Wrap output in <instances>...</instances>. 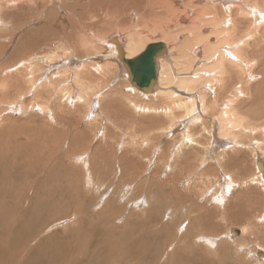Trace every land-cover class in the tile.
I'll return each instance as SVG.
<instances>
[{
	"label": "rangeland",
	"instance_id": "374dc122",
	"mask_svg": "<svg viewBox=\"0 0 264 264\" xmlns=\"http://www.w3.org/2000/svg\"><path fill=\"white\" fill-rule=\"evenodd\" d=\"M200 1H204L203 2L204 5L203 4L201 5L202 7H200V5L196 6L197 4L194 7L193 4H195V0H169V2L168 0H163V2L159 0L157 4V11L154 14L158 21V23L156 21V25H155L156 28H152L150 30L149 28H147V26L141 25L142 26V27L140 26L141 30L138 29L139 31H137V33L141 34L142 38L145 37V39H148V40L144 39V42H147L146 43L147 47L148 45L154 44L153 41L157 40V38L158 39L160 38L159 35L162 31L168 33L165 36H167L169 39H175L176 36H179L180 42H184L185 39L183 36H186L187 34H192L195 31V29L193 31V28L195 27L200 30L202 29L201 32L203 35H205V33H207V28H209V26L216 27L215 24L217 23V22H213L212 20H210L208 23V18H206V15H212V12L214 11L213 8H215V6L221 7L220 4H222L223 1L225 0H216L214 3L209 1V4L208 2H205L206 0H200ZM231 1L233 2L230 4ZM227 2L228 4L227 6H225L227 9L223 8L225 13L222 14V18L226 15L227 10L231 13L232 11H234V9L237 10L238 8H245V11L248 14L251 13V17L248 18L249 20L247 19L248 21L253 22L251 27L249 28L250 23H247L245 25V29L241 30L238 36V38H241L244 37V35L245 36L248 35L249 32L253 33L252 36L249 37L251 47H249L248 51L246 52L249 59V62L247 64L249 67L245 64V68L248 69L247 74L246 72L240 73L238 69L236 68L234 69L232 67L231 69L228 68V71L233 72V74H227L225 78L223 76L221 79L215 77L213 79L215 80V82L212 85L206 86L203 83L196 82L197 84L192 86L191 88L192 90L190 92L192 93L193 97H197L198 100L196 102L197 113L195 116H190L189 118L185 116L186 109L181 111L178 109H173L174 114L173 115L171 114L169 116L161 112L165 108L169 107L170 104H172V102L170 103L168 101H159V99L155 97H147L145 99L143 97L137 96L139 97V99H137L134 94L127 91L126 85L130 83H127V81L124 80L123 76H121L122 75L121 69L115 67V64H108V66L104 65L105 68L102 69L101 66H103V63L101 62H103V60H100L101 58L97 54L95 56L91 55L92 56L91 57L85 55L87 53V50H82L83 48H78L77 51L71 49V46L75 47L76 45L75 43L79 41V39L76 38V34L74 33L66 32L65 35L64 34L57 36L49 35L46 41V44L48 45L44 47V49L47 48L45 49L46 51H43L44 50L43 47L42 48L34 47V49L32 48L30 49L21 46L19 43L23 36L22 34H19L21 37L20 36L17 37L15 35L14 37H11L8 34L6 35L5 38L7 40L0 41V48L2 46L7 47L5 48L2 55H0V84H2L3 82L9 83L10 81H12V83H10L11 88L5 92L4 90L2 91L0 85V91H1L0 92V118H1L0 134H2L0 135V147H1L0 148V153H1L0 183L4 182L3 184L5 186L10 185L9 187L12 188L11 189L12 194H14L16 197H19L22 194L26 196L25 190H27L28 189L27 187L30 185H35L42 191H44L46 187L49 189L52 188L54 190V192L49 191L47 194H45V196L41 195L40 198L39 199L36 198L35 201L38 202L39 204V202L43 199L44 201H41V204H44L47 207L43 211L50 212L53 215H59V213L63 214L69 211L71 212L68 213L69 218H65V220L63 219L64 221L61 220L62 223L58 222L60 224L57 223V226L53 225V229L51 231L49 229L47 231L46 236L58 234L57 235L58 237L60 235H63V238H61L60 240L61 242L63 240L70 239L72 241L70 244L72 243L74 244L75 242L74 245L75 246L77 244L81 245V249L83 248L82 246L88 244L87 241L89 240L88 239L86 240V238L90 236L87 230L89 226L88 223L80 224L79 222H73L75 220V218L73 217L74 204L70 207L71 205L70 200L65 195H62V192H60L58 188V187L68 188L69 187L68 183L76 182L77 184L75 186L78 187L77 188L78 190H81L80 193L78 192V196L80 195L81 196L80 197L75 196V200L77 201L75 202L76 204H78L79 202L82 203V201H85V204H87L88 202L90 203L92 201L93 204L88 203V205H86V207H88V210L92 212V213L89 212V215L96 216L103 209L108 211V213L110 214L111 209H114L113 206L105 207L106 205L104 206V203L101 205L102 203L101 201L108 198L110 192L113 193L115 191H119L121 193V194L119 193L120 195L129 199L130 205L128 207V211H130V213L133 214L134 220L132 224L127 226L126 230L129 231L130 234L132 233L131 235L135 237V240L139 239L140 234L143 231L147 233L150 232L148 234L149 240H151L154 237L152 232L154 233L158 232L160 233L159 234L160 240L162 241V242L160 241L161 244H159L158 246L161 247L163 246L162 243L164 240L163 239L164 237L162 236L163 233L161 232L167 229L166 233L169 236L168 237L165 236V240L168 239L166 240V242H167V246L169 247L171 237L172 238L175 237L176 235L175 233H177V230L181 224H182L181 227L183 229L186 228V223L189 224V221L191 222L190 224L192 225L191 220H193L195 216H193L192 214L190 217L188 212L192 211V209L189 208L193 207L197 210V212L198 210L205 209L206 211L204 212L207 213L206 216L208 215L210 217L209 221L214 223L215 226L217 227L214 232L210 231L212 230L210 229L207 232V235L211 236L212 238H218V239L224 238V240L222 241L223 245H226L227 243V245L231 246V250L227 251L228 254L221 256L224 263L232 264L236 260L239 261L241 264H245V263L259 264V261L256 260L255 252L260 250V248H264V245L262 246L261 243V241L264 238V222L261 221V219L264 216V212L260 213V210L256 212V214L252 212L254 214H252L251 217L249 218L248 216L249 212L246 211L247 205L245 206V204H248V201L246 200L247 196L243 195L244 193L243 191L247 190L246 188L237 189L234 192H232L231 196L229 195L226 204L223 205L224 207L216 202L218 201L216 198L217 197L220 198V196L223 194V188L226 185V180H227L226 176L228 174L232 175L234 180L237 179L239 183H241L244 180L251 179L252 177H255L259 174L258 170L256 169L257 159H264V147L262 146L263 149H260V147H258L261 140L264 139V132L262 131L260 132L261 127L264 126V46H262L264 45V36H263L264 23L263 22H262L263 24L260 23L258 30H256L255 27H253V24L255 22V17L257 16V14H255L256 12L255 9L258 8V6L264 7V0H235V1L226 0V3ZM212 5H214V7ZM197 7L199 8L197 9ZM169 8L173 9V11L170 10ZM250 9L252 12H250ZM190 10H192L193 12L192 15L188 13V11ZM68 15H69L68 13L66 14L60 11L59 9H57L56 12L53 14L54 17L55 16L64 17ZM262 15H264V13ZM125 16L127 17V15L124 14L122 18H125ZM175 17H177V19ZM180 17L182 19H185L186 21H190L192 25L195 23L193 25V28L191 26H184L181 23ZM160 21L163 23H161ZM203 23L204 24L208 23L207 27H205ZM106 32L104 33L103 38L109 37L111 34L113 35L114 33L108 31ZM261 34L263 36V37L261 36L263 40L260 39ZM53 37H55L58 41L55 40V38ZM120 37L122 38L121 41L125 43L126 42L125 37L123 35ZM94 38L96 37H93L92 35L91 37L88 36L89 40H93ZM70 39L71 40L77 39L78 41L76 40L75 42H73L72 45H70L71 44L69 42ZM10 42L12 44H10ZM29 44L30 43H28V45ZM18 46H21L20 48H23V50H20ZM181 46H183V44H181ZM187 49L191 50V46H189V48ZM189 50H187L188 53L186 52V55L178 58L180 64L176 65L175 67L176 72L178 74L184 73L183 75H188V73H190L192 74V76L193 75L196 76L197 74L196 77H198L199 76L198 74L200 73L202 74L208 73L212 65L211 64L206 65L205 62L204 64L200 63V60H196L197 61L196 63L195 61L191 62L192 64H189L187 66L190 72L187 73V68L185 64H183V61H186L187 58L189 57L187 56L189 54ZM76 52H78V55L76 54ZM200 52H201L200 56L204 58L203 50H201ZM45 53L47 54L49 53L50 57L56 54V56L53 58L54 61H52L51 64L41 65L39 63L37 64L35 63L36 64L35 67H30L32 63L30 64L29 61V62H23L24 65H21L23 60H27L33 57L31 54H35L37 57H41V55ZM73 55L75 57H73ZM193 55H196V53H193ZM19 57H22V59L19 60L20 59ZM71 60L72 62H70ZM201 60L203 61V59ZM205 60L208 59L206 58ZM93 63H94V67L92 68L91 66ZM87 65H91L90 68H87ZM96 65L98 67H96ZM252 65H255L253 66L254 68L251 67ZM51 66L52 67L55 66L57 68L54 67L50 71ZM106 67L107 68L111 67V68L110 70H108ZM94 68L95 69L99 68L100 70H102L101 73H98L101 77L98 74H96L97 72L95 71ZM62 70H64L66 73L63 76L62 75L60 76ZM110 71H113L114 73L112 74L113 76H109ZM88 72H92L93 74L91 76L92 81L83 82V80L78 79L76 81L74 79V76H77V74L81 75L84 78L83 74L85 73L88 74ZM50 73L53 74V76L58 74L59 78L53 80V82H55L56 84L54 85V87L50 89L48 88L49 86L48 84L46 87L47 89H42L41 91L42 94H40V96L36 95L39 92L37 91L38 86L42 82L43 85L47 84L48 79L51 80L52 76ZM106 73L108 75H106ZM235 74L236 76H234ZM249 74L251 76H249ZM46 76L48 77L45 79ZM64 76H66V78ZM196 77L193 76V78ZM198 80H205V77L201 76ZM32 82L33 83L36 82L35 85L36 87L34 86L31 88ZM207 82L211 84V81H207ZM67 87L71 91L70 95H72V98H70L71 100L68 101L69 104L68 102L65 101L64 103H67V105L66 104L64 105L63 103L64 100H63V96H61V92ZM96 87H98V90ZM30 88L32 89V91L30 90ZM39 89L40 88H38V90ZM90 89L92 90L90 91ZM240 89L244 91L243 95H240L238 91ZM55 90H57V92ZM87 90H89L87 92V97L86 96L82 97L80 95V92ZM115 91L117 92V94L113 98L109 97L103 100L99 106L97 100L102 94L105 96L107 93L109 94ZM78 94L82 98L86 97L85 98L86 100H84L83 103L82 102L80 103L81 100H78L80 103L79 104L78 101L75 100V97H73V95L77 97ZM109 95L111 96V94ZM186 95L187 94H185L184 96ZM201 95L206 96L205 97L206 107L204 108V110L206 109L207 111L204 112L202 110V105L200 100ZM126 96H128V98H125ZM87 98L89 99L87 100ZM132 100L133 101L138 100L137 102L141 106L146 105L147 107H150L152 109L154 108L153 110H157L156 112L157 115L155 114L154 111H150V113L147 112L142 113L135 111V109H133V106L130 104ZM230 100L231 101L233 100L234 102L233 108H235L236 112L239 113V115L244 119L246 125L248 127L250 126L249 128L258 129L259 131H257L256 133H251L246 129H242L241 132L238 131L232 133L231 136L236 140H231L230 139L231 137L228 134L223 135L220 133V127L218 128L215 127L216 124L214 123V121L218 120V118L221 117L222 110H224L225 105L227 103H231ZM207 102L211 106H208ZM83 104L86 106V108ZM38 106H43L45 112L42 113ZM70 106L73 107L74 109L70 108ZM88 106H90L91 109ZM101 111H103V113ZM77 114L78 115L80 114L81 116H78ZM245 130L246 133H244ZM187 134H190L191 137L195 140L194 144L190 145L189 143L185 142L184 135ZM227 135L228 137H226ZM27 137H29V139ZM55 137L57 138V140ZM29 140H31L30 141L31 143H29ZM239 142H242V144L244 145L243 148L241 146L239 147L237 145L236 146L233 145ZM73 145H76L78 147L75 146L72 150ZM230 145L233 146L232 149H230L231 148ZM68 150H70V153ZM18 151H20V153ZM40 151H42L43 153ZM18 155L19 156L22 155V158L19 157ZM93 155L95 156L94 158H92ZM76 156L79 157L85 156L86 160L87 161L89 160L88 163L92 165L91 168L86 170L83 163L76 162L74 160V158H77ZM56 158L57 159L60 158V159L57 160ZM22 161L23 163H25V165L22 163ZM26 162L28 163V166ZM15 165L19 166V171L23 176L25 175L24 177L19 173L18 167H15ZM46 165H50V166H46ZM20 166H22V169ZM23 167H25V169ZM33 168H35V170ZM67 169L70 170L68 171ZM12 170H15V173H12L10 175L12 178L7 177L9 176L8 173ZM29 170L34 172L32 175L29 174L31 176L28 175ZM88 171L92 173V175L95 178L93 181L94 186L87 185L90 184L89 180H87V175L90 174ZM67 172H69V174ZM66 174L68 175L64 176ZM118 174L120 176H118ZM5 176L7 177V179ZM74 176H76V178ZM11 182L15 184L12 185ZM22 185H25V187ZM14 187H16L17 190H15ZM21 188H24V190ZM250 188L254 191L258 189L259 192L255 191V193H253L252 195H254L255 197L260 196V190H261L260 185L257 184L251 186ZM18 189L19 190L21 189L20 193L18 192L19 191ZM22 191L23 193H21ZM68 192L70 195L71 190H69ZM29 194H31V192ZM119 194L117 195L119 196ZM23 195L21 196L22 201L25 198V197L23 198ZM103 196L104 198H102ZM143 198L145 199L146 203L147 201L149 202L150 208L146 209L144 207H139L140 208L139 210V208L137 209V207L135 206L137 204L138 205L143 204L144 203V200H142ZM229 200L234 201V202L232 201V204L238 206L240 205L238 208H235L236 212L234 211L230 212L229 209L225 210L228 207ZM244 200L246 202L244 206L239 204L240 201L242 202ZM139 202L141 203L139 204ZM11 204H10L11 206L10 208L11 210L13 209L12 211H14V204L13 203ZM82 204H84V202ZM92 205L93 208L91 207L92 209H90V206ZM123 205L124 204L121 205V208H124ZM261 205H262L261 210H263L264 204L262 203ZM101 207L103 209H100ZM6 209L7 207L5 208V210ZM96 211L98 213H96ZM157 211L160 214L161 221L163 220L162 222H164L163 224H167L166 222L168 219L167 217L170 216L169 213L167 214V212H171L172 215H177V217L175 216L176 218L174 217V220L172 219L171 221H169V223L165 227V230L163 229L162 223L159 225V227H155L156 228L155 231H153V229H146L148 227L146 221L148 220L149 214L151 212H157ZM236 213L239 215L238 217L235 216ZM121 215L122 214L118 215V217H120ZM197 215L199 214L197 213ZM72 217L74 219H71ZM222 220L224 222H222ZM197 224H203V222L198 221ZM114 226L120 228L121 223L119 222L117 223V225L115 223ZM65 227H69L70 230H65ZM244 227H247L249 231L253 229L254 233H256L258 238L255 235L256 238L254 237L251 240V242L249 241V243L244 244L243 241L244 236L241 234L235 235L236 237L234 239L236 240L235 243L238 245L239 244L245 245L242 246V248H240L241 252H239L240 254L238 256L237 253H235V251H237V247L236 246L234 247L233 243H231L232 241L229 237L230 235L229 233L233 229H237L238 231H240V229ZM83 229L87 233L83 232ZM77 230H79L80 232ZM74 231L75 233L77 232V234L78 232L81 233L79 238L77 237L78 235L76 236ZM134 231L136 232L139 231V232L135 233ZM198 232L199 231L194 228L193 232H191L193 233L192 236L194 237V239L192 237V239H190L186 244H184L183 246L181 245L182 247L180 246V249L183 250V253L184 250H188V248L189 249L192 248L198 251H201L203 248L204 252L208 253V248L203 243L205 242V239L202 240L201 238H198L202 242L201 244L199 243L197 244L196 238L198 237ZM70 234H73V236L71 238L66 239L65 236ZM231 235L233 236L232 233ZM46 236L43 235V237L39 239L38 242H44L46 240ZM102 238H103L102 236H99V239L93 240L94 242L98 241V244L100 245V246L97 244L95 245V248L97 247L98 248L96 249L97 251L94 254L100 260V263L102 257L109 255V253L106 252L105 249L102 247V245L105 243V240H102ZM128 239H130V235ZM241 240L242 242H240ZM93 241L91 243H93ZM255 244L258 245L259 247L256 246ZM65 245H69V242H65ZM190 245L192 247H190ZM167 246L166 249L164 248L163 251L164 253H162V255H164L166 251H168V253H171L170 249L169 250L167 249ZM54 252L55 249L52 246H50L49 249H42L41 246L40 253L42 254V257L50 256L51 253ZM220 252L225 253L226 250H221ZM124 253L125 252L120 249L111 250L112 255H121L122 258L125 257ZM29 257L33 259V256L29 255ZM215 257L216 256L210 259V261L216 263L214 261ZM163 260L164 259L161 256V262ZM165 262H167V260Z\"/></svg>",
	"mask_w": 264,
	"mask_h": 264
},
{
	"label": "bare ground",
	"instance_id": "6f19581e",
	"mask_svg": "<svg viewBox=\"0 0 264 264\" xmlns=\"http://www.w3.org/2000/svg\"><path fill=\"white\" fill-rule=\"evenodd\" d=\"M160 1L163 2V0H160ZM209 1L214 3L216 0H206L205 2H208V4H209ZM158 2H159V0H0V41L7 40L5 38H6V35H8V34L11 37H14V35L18 37V36H20L19 34H22L23 36H22L20 43H19L21 46L27 47L30 49L31 48L34 49V47H39V48L43 47V49H44V47H46L48 45V44H46V41H47V38L49 35L57 36V35H61V34L65 35L66 32L74 33V34H76V38L79 39V41L77 39H74V40L70 39L69 40V42L71 43L70 45H72L73 42H75L76 40L78 41L75 43L76 44L75 47L71 46V49H73L74 51L75 50L77 51L78 48H83L82 50H87V53L85 54L86 56H91V55L95 56L97 54L101 58L100 60H103V62H101V63H103V66H101L102 69L105 68L104 65L108 66V64H115V67L121 69V71H122L121 76H123L124 80L127 81V83H130V84L126 85L127 91L134 94L137 99H139V97H143L145 99L147 97H155V98H158L159 101H168L170 103L172 102V104H170L171 107L169 106V107L165 108L164 110H162L161 112H163L165 115L169 116L171 114L172 115L174 114L173 109H178L180 111L186 109L185 116H187L189 118L190 116H195L197 113L196 102L198 100H197V97H193L192 93L190 92L192 90L191 89L192 86L197 84L196 82L203 83L206 86L212 85L215 82V80H213L215 77H217L218 79H221L223 76L225 78V76L227 74H233V72L228 71V68L231 69L232 67L234 69L235 68L238 69V71L240 73L246 72V74H247L248 69L245 68V64L246 65L248 64L249 59H248L246 52L248 51V48L251 47L249 37H251L253 33L249 32L248 35H246V36L244 35V37H241V38H238V36L240 34V31L245 29V25L247 23H250L249 28L251 27L253 22L248 21L249 20L248 18L251 17V13L248 14L245 11V8H238L237 10L234 9V11H232L231 13L227 10L226 15L222 18V14L225 13L223 8L227 9L225 6H227V4H228V2L226 3V0H225V1H223L222 4H220L221 7L215 6V8H213L214 11L212 12V15H206V18H208V23L210 20H212L213 22H217V23L215 24L216 27H210L209 26V28H207V33H205V35L202 34V32H201L202 29L200 30L196 27L193 28V25L195 23L192 25V23L190 21H186L185 19H182L180 17L181 23L184 26H191L193 28V31H194V29H195V31L194 32L192 31L193 32L192 34H187V35L185 34L186 36H183L185 39L184 42H180L179 36H176L175 39H169L167 36H165L168 33L164 32V31H162L159 35L160 40L156 37L157 40H155L153 42L154 43L162 42V43L166 44V49H165L164 55L158 59V63H157L158 68H157L156 78H155L154 85H153L152 89L148 92H143V91L139 90L137 87L132 86L129 68L125 64V60L135 58L136 56L140 55V53H142L146 49V47H147L146 43L147 42H144L145 37L142 38L141 34L137 33V31H139L138 29L141 30V28H140L141 25L147 26V28H149L150 30L152 28H156L155 25H156L157 19H156L154 14L157 11ZM168 2H169V0H168ZM203 2L204 1H200V0L196 1L195 0V4H193V5L195 7V5L197 4L196 6L200 5V7H202L201 5L203 4ZM232 2L233 1H231L230 4ZM180 3H179V5H180ZM212 6L214 7V5H212ZM245 6H247V5H245ZM234 7H235V5H234ZM170 8H172V7H170ZM198 8L199 7H197V9ZM57 9H59L60 11L66 13V14L68 13L69 15L64 16V17H58V16L54 17L53 14L56 12ZM169 9H167V10H169ZM256 9H255V11H256L255 14H257V16L255 17V22L253 24V27H255V29L258 30L260 23H262V22L264 23V15H262L264 13V7L258 6V8H256ZM170 10L173 11V9H170ZM159 11H161V10H159ZM162 11H164V10H162ZM250 12H252L251 9H250ZM188 13L190 15L193 14L192 10L188 11ZM124 14H126L127 17L125 16V18H122L124 16ZM58 15H59V13H58ZM175 18L177 19V17H175ZM220 18H222V19H220ZM169 21H170V19H169ZM157 23H158V21H157ZM161 23H163V22H161ZM208 23H206V24L203 23V24L205 25V27H207ZM170 24H171V22H170ZM184 26H183V28H184ZM106 31L111 32V33L114 32V33H113V35L111 34L109 37H105V38H107V39H105V38H103V35ZM91 35L93 37H96V38H94L93 40H89L88 36L91 37ZM122 35L125 37V41H126L125 43H123L121 41L122 38L120 36H122ZM142 35H145V34H142ZM161 35H163V36H161ZM255 35H258V34H255ZM261 36H262V34L260 35V39L263 40V38H261ZM53 38H55V37H53ZM55 40H57V39L55 38ZM145 40H148V39H145ZM28 43H30V44L28 45ZM10 44H12V43L10 42ZM181 44H183V46H181ZM55 45H58V44H55ZM21 46H18V47L20 48ZM189 46H191V50L187 49V48H189ZM262 46H264V45H262ZM5 48H7V47L2 46L0 48V55H2ZM65 48H68V47H65ZM45 49H47V48H45ZM45 49L43 51H46ZM20 50H23V48H20ZM187 50H189V54L187 55L189 57L187 58L186 61H183V64H185L186 68L189 64H192L191 62L195 61V63H196L197 62L196 60H200V63L204 64V62H205L206 65L211 64L212 65L210 67L211 71L209 70V72L207 71L208 73H205V74L200 73V74H198L199 75L198 77H196L197 74H196V76L193 75L196 78H193L192 74L188 73V72H190L188 70V68H187L188 75H183L184 73L178 74L175 70L176 65L180 64L178 58L186 55ZM201 50H203V52H204V58L200 56ZM26 52H28V51H26ZM30 53H31V51H30ZM30 53H29V55H30ZM193 53H196V55H193ZM76 54L78 55V52H76ZM31 55L33 56L32 58H29L27 60H23L22 63L30 61V64L32 63V65L30 67H35V65L37 63H39L41 65L42 64H51L52 61H54L53 58L56 56V54H54L53 56L50 57L49 53L48 54L45 53V54L41 55V57H37L35 54H31ZM230 55H231V57H230ZM15 56H16V54H15ZM61 56H62V54H61ZM86 56H83V57H86ZM73 57H75V56L73 55ZM19 58H20L19 60L22 59V57H19ZM80 58H81V56H80ZM206 58L208 60H205ZM66 59H69V58H66ZM201 59H203V61ZM72 60L70 62H72ZM213 60H215V61H213ZM93 62H95V61H93ZM22 63H21V65H24V63L23 64ZM250 64H252V63H250ZM90 66L91 65H87V68H90ZM253 66H255V65H252L251 67H253ZM54 67L51 66V68L50 67H48V68H50V71H51V69ZM91 67L92 68L94 67V63L92 64ZM96 67H98V66L96 65ZM111 67H108V68L106 67V68L108 70H110ZM26 68H28V67H26ZM55 68H57V67H55ZM253 68H252V70H253ZM80 70H81V68H80ZM95 71L97 72L96 74L102 72V70H100L99 68H96ZM65 73L66 72L64 70H62L60 76L61 75L63 76ZM69 73H71V72H69ZM187 73H185V74H187ZM54 74H56V73H54ZM103 74H105V73H103ZM112 74H114L113 71H110L109 76H113ZM92 75H93L92 72H88V74L87 73L83 74V76H84V78H83L81 75L77 74V76H74V79L76 81L78 79H80V80H83V82L92 81L91 80ZM106 75H108V74L106 73ZM51 76L54 78L51 77V80L48 79L47 84L43 85L42 84L43 82H42L38 86V88H40L41 90L40 89L38 90V88H37V91H39V92L36 95L40 96V94H42L41 93L42 89H47L46 87L48 84H49V86H48L49 89L54 87V85L56 83L53 82V80H55L56 78H59V77H58V74L54 75V76H53V74H51ZM201 76H204L205 80H198ZM234 76H236V74ZM249 76H251V75L249 74ZM47 77L48 76H46L45 79ZM64 77L66 78V76H64ZM95 77H96V75H95ZM60 79H61V77H60ZM230 80H232V79H230ZM207 81H211V84L208 83ZM10 83H12V81H10L9 83L3 82L2 84H0L2 91L4 90V92H5V91L9 90L11 88ZM35 85H36V82L35 83L32 82L31 88L34 87ZM56 86H58V85H56ZM100 86H102V85H100ZM68 87L61 92V96H63V100H64L63 103L65 101L66 102L70 101L71 100L70 98H72V95H70L71 91L68 89ZM14 88H16V87H14ZM31 88H30V90L32 91ZM96 88L98 90V87H96ZM186 89H188V90H186ZM13 90H15V89H13ZM91 90L92 89H90V91ZM55 91L57 92V90H55ZM88 91L89 90L81 91L80 95L82 97L83 96L87 97ZM238 91H239L240 95H243V92H244L243 90L240 89ZM226 92H227V90H226ZM72 93H73V91H72ZM90 94H91V92H90ZM109 94H111V96ZM109 94L107 93L105 96L103 94L102 95L100 94L101 96L97 100L99 106L103 100H105L109 97L113 98L117 94V92L115 91V92H111ZM185 94H187V95L184 96ZM80 95L78 94L77 97L75 95H73V97H75V100H77V101L81 100L80 103L81 102L83 103L84 100H86L85 99L86 97L82 98ZM92 95H93V93H92ZM137 96H139V97H137ZM205 97H206L205 95L200 96L203 112L207 111L206 109L204 110V108L206 107V98ZM125 98H128V96H126ZM88 99L89 98H87V100ZM133 100L131 101V103L129 101V103L133 106V109H135V111L142 112V113H146V112L150 113V111H154L156 114L157 110H153L154 108L152 109L150 107H147L146 105L141 106L137 102L138 100L137 101H133ZM78 103H79V101H78ZM65 104L67 105V103H64V105ZM68 104H69V102H68ZM207 104H208V106H211L208 102H207ZM233 106H234V102L232 100L231 103H227L225 105L224 110H222L221 117L218 118V120H216L217 122L214 121V123L216 124L215 127H217V128L220 127V133L221 134H223V135L228 134L231 137V138L229 137L231 140H236L231 136L232 133H235L238 131L241 132L242 129H246V130L250 131L251 133H256L257 131H259L258 129L249 128L250 126L248 127L246 125V123L244 122V119L239 115V113L236 112V109L233 108ZM38 107L42 113L45 112L43 106H38ZM88 107L91 109L90 106H88ZM70 108L74 109L71 106H70ZM85 108H86V106H85ZM74 112H76V111H74ZM101 112L103 113V111H101ZM158 112H160V111H158ZM67 113H69V112H67ZM75 115H76V113H75ZM78 116H81V115L79 114ZM197 120H199V119H197ZM246 130L244 131V133H246ZM3 131H5V130H3ZM261 131L264 132V126L261 127L260 132ZM0 135H2V134H0ZM228 135L226 137H228ZM33 137H34V135H33ZM27 138L29 139V137H27ZM184 138H185L184 139L185 142L189 143L190 145L195 143L194 142L195 140L191 137L190 134L184 135ZM56 140H57V138H56ZM30 141L31 140H29V143H31ZM9 143H10V140H9ZM230 144H232V143H230ZM233 145H235V146L237 145L239 147L241 146L242 148L244 147L242 142H239V143L233 144ZM12 146H13V144H12ZM17 146H18V144H17ZM75 146L76 145L72 146V150ZM262 146L264 147V139L261 140V142L258 145V147H260V149H263ZM14 147H16V146H14ZM76 147H78V146H76ZM227 147H228V145H227ZM230 147H229L230 149L233 148L232 145H230ZM45 148H46V146H45ZM179 150H177V151H179ZM5 151H6V148H5ZM20 151H18V152L20 153ZM36 151H38V150H36ZM68 151L70 153V150H68ZM40 152H42V151H40ZM86 153H87V151H86ZM4 154H3V156H4ZM179 155H181V154H179ZM14 157H16V156H14ZM19 157L22 158V155ZM23 157H25V156H23ZM76 157L77 158L73 157L74 160L76 162L83 163L86 170L91 168L92 165L88 163L89 160L87 161L85 156L84 157L83 156L82 157L76 156ZM88 157H90V156H88ZM94 157L95 156L93 155L92 158H94ZM259 158H261V157H259ZM58 159H60V158H58ZM67 159H69V158H67ZM1 161H3V160H1ZM23 161H22V163H23ZM23 164L25 165V163H23ZM23 164H21V165H23ZM26 164L28 166L27 162H26ZM45 164H48V163H45ZM115 165H114V167H115ZM6 166H7V164H6ZM46 166H50V165H46ZM15 167H18V171H19V166L15 165ZM20 167L22 169V166H20ZM23 168L25 169V167H23ZM64 168H62V169H64ZM33 169L35 170V168H33ZM41 169H43V168H41ZM256 169L258 170V173H259L257 176L252 177L251 179L244 180L241 183H239L237 181V179L234 180L232 175L228 174L226 176L227 180H226V185L223 188V194L220 196V198L219 197L216 198L218 201H216V200L215 201L223 206L226 204V201L229 198V195L231 196L232 192H234L237 189L246 188L247 190L243 191L244 192L243 195L247 196L246 200L248 201V204H245L246 203L245 200L242 201L243 203L240 201L239 204H241L242 206H244V204H245V206L247 205L246 211L249 212V214H248L249 218L251 217L252 214H254V213L256 214V212H258L259 210H260V213L264 212V209L261 210L262 209L261 204L262 203L264 204V159H257ZM23 171H25V170H23ZM57 171H59V170H57ZM12 173H15V170L10 171L8 173L9 176H7V177L10 178L11 177L10 175ZM19 173H20V171H19ZM33 173L34 172L29 170L28 175L29 174L32 175ZM67 173L69 174V172H67ZM119 173H121V172H119ZM68 174H66L64 176H67ZM15 175H17V174H15ZM31 175H29V176H31ZM89 175H87V180H89L90 184H87L88 182L86 184L90 185V186H94L93 181L95 178L92 175V173H90ZM76 176H77V174H76ZM76 176H74V177L76 178ZM118 176H120V175L118 174ZM7 177H6V179H7ZM2 178H4V177H2ZM18 178H19V176H18ZM62 178H63V175H62ZM20 179H22V178H20ZM29 179H31V178H29ZM66 179H68V178H66ZM68 180H70V179H68ZM9 181H11V180H9ZM3 183H0V203H1L0 204V264H162V263L163 264H165V263L166 264H225L224 261L222 260L221 256L227 255L228 254L227 251L231 250V246L227 245V243H226V245H223L222 241L224 240V238H220V239L212 238L211 236L207 235V232L210 229H212L210 231L214 232L217 227L215 226L214 223L209 221L210 217L208 215L206 216L207 213L204 212V211H206L205 209L198 210V212H197V210L193 207L192 208L190 207L189 209H192V211L188 212L190 217L192 214H193V216H195V218L193 220H191L192 225L190 224L191 222L189 221V224L186 223V228L183 229L181 227V225H182L181 224L177 230V233H175L176 234L175 237L172 238L170 236L171 240L169 237V240H170V246L169 247L167 246V242H166V240H168V239L165 240V236L166 237L169 236L166 233L167 229L165 230V227L169 223V221H171L172 219L174 220L175 216L177 217V215H172L171 212H167V214L169 213V215H170V216L168 215L169 217H167L168 218L166 221L167 224H163L164 222H162L163 220L161 221L160 214L158 211L157 212H151L148 216V220L146 221V224H148V227L146 229H153V231L156 230L155 227H159V225L162 223L163 229L165 230L163 232H161L162 229L160 230V232L163 233L162 236L164 237L163 238L164 240L162 243L163 246H161V247L158 246L159 244H161L160 243V241H161L160 235H159L160 233H158V232L154 233L151 231L152 234L154 235V237L151 240H149L148 234L150 232L148 231L149 233H147V232L143 231L140 234L139 239L135 240V237H133L131 235L132 233L130 234L129 231L126 230L127 226L132 224L133 220H134L133 214L130 213V211H128V207L130 205L129 199L120 195L121 193L119 191H115L113 193L110 192L109 197L108 198L105 197L106 199H104L105 201L103 200L104 202L101 201L102 202L101 205L104 203V206L106 205L105 207L113 206L114 209H111L110 214L108 213V211L104 210L101 207L100 209H103V210L99 213L96 211V213H98L96 216L89 215L90 211L88 210V207H86V205H88L89 202L87 204H85V201H82V203L84 202V204H82L81 202L76 204L77 201L75 200V196L80 197L81 195L78 196V192L80 193L81 190H78L77 189L78 187L75 186L77 184L76 182L75 183L71 182L73 184L68 183V186H69L68 188H60V187H58V188H59L60 192H62V195H65L70 200V202H71L70 207L74 204V207H73L74 208V215H73V217L75 218V220L73 222H79L80 224L88 223V225H89L87 230H88V232H89L88 234L90 236L87 237L86 240L88 239L90 241V243H89V241H87L88 244H85L84 246H82L83 248L81 249V245L77 244L75 246L74 245L75 242H74V244L73 243L70 244L72 241L70 239H67V238H71L73 236V234L65 236L67 240H63L62 242L60 240H61V238H63V235H60L58 237H57L58 234L46 236L47 231L49 229H50V231L53 229V225L57 226L58 222H61V220H63V219L65 220V218H69L68 213L71 212V211H69V212H65L63 214L59 213V215H53L50 212L43 211V210H45V208H47L46 205L41 204V201H44L43 199L41 201L39 200L40 201L39 204H38V202L35 201L36 198L39 199L41 195L45 196V194H47L49 191L54 192V190L52 188L49 189L46 187L45 190L42 191L38 187H36L35 185H30L27 187L28 189L25 190L26 196H24L22 194L23 198L25 197L22 201L21 200L22 195L19 197H16L14 194H12V191H11L12 188L9 187L10 185L6 184L7 186H5ZM13 184H15V183H12V185ZM69 184H71V185H69ZM257 184L260 185L261 190H260V196L255 197L252 194L255 193V191H258V189L254 191L250 187L257 185ZM26 185H27V183H26ZM22 186L25 187V185H22ZM100 187H102V186H100ZM100 187H99V189H100ZM14 188H15V190H17L16 187H14ZM21 189L24 190V188H21ZM20 190L18 191L19 193H20ZM69 190H71L70 195L68 192ZM30 192H31V194H29ZM99 192H100V190H99ZM21 193H23V191ZM117 194H119V196ZM238 195H240V194H238ZM177 197H179V196H177ZM102 198H104V196ZM237 198H238V196H237ZM142 200H144V203L141 205L137 204L135 207H137V209L139 207H144L146 209H149L150 208L149 202L147 201V203H146L144 198ZM78 201H80V200H78ZM232 201L233 200L228 201L229 202L228 207L225 210L229 209L230 212H233V211L236 212L235 208H238L240 205L238 206V205L232 204ZM11 203L14 204V211H12L13 209L11 210V208H10ZM90 203H92V201ZM140 203L141 202H139V204ZM122 204H124L123 205L124 208H121ZM147 204H148V206H147ZM6 207H7V209L5 210ZM91 207L93 208V205L90 206V209H92ZM139 210H140V208H139ZM120 211H122V212H120ZM252 212H254V213H252ZM90 213H92V212H90ZM185 213H187V212H185ZM197 213L199 215H197ZM120 214H122V215L120 217H118V215H120ZM162 214H163V212H162ZM198 216H199V218H198ZM229 216H230V214H229ZM235 216L238 217L239 215L236 213ZM73 217L71 219H74ZM39 218H40V220H39ZM198 221L203 222V224H197ZM261 221L264 222V216L261 219ZM119 222L121 223L120 228L117 226H114L115 223L117 225V223H119ZM222 222H224V221L222 220ZM58 224H60V223H58ZM170 225H171V222H170ZM73 226H75V225H73ZM76 228H77V226H76ZM194 228L199 231L198 237L197 238L195 237L197 244L198 243L201 244V242H202L198 238H201L202 240L205 239V242H203V243L207 246L208 253H205L203 248L201 251H198V250H195L192 248L191 249L188 248V250H184V253H185L184 254L183 250L180 249L181 245L183 246L190 239H192L193 233H191V232H193ZM65 230H70V229H69V227H65ZM182 230H183V232H182ZM77 231H79V230H77ZM217 231H219V230H217ZM79 232L77 234V232L75 233V231H74L76 236L78 235L77 236L78 238L80 237V234H81ZM83 232H85L84 229H83ZM134 232L137 233L139 231H137V232L134 231ZM85 233H87V232H85ZM231 233L233 234V236L231 235ZM128 234L130 235V239H128L129 238ZM229 234H230L229 237L232 241L231 243H233L234 247L235 246L237 247V251H235V253H237L238 256L240 254L239 252H241L240 248H242V246H245L244 244L249 243V241L251 242V240L256 235V233H254L253 229L251 231H249V229L247 227L241 228L240 231H238L237 229H233ZM240 234L244 236V238H243L244 240L242 239L244 241V244L238 245L235 243L236 240H234V239L236 238L235 235H240ZM43 235L46 236V240L44 242H38V240L41 239L43 237ZM76 236H74V237H76ZM99 236H102L103 238H105V239L102 238V240H105V243L102 245V247L105 249L106 252L109 253L108 256L101 258V263H100V260L94 255L95 252L97 251L96 249L98 248V247L95 248V245L96 244L99 245V244H98V241L94 242L93 240L99 239ZM256 237H257V235H256ZM193 239H194V237H193ZM242 240L240 242H242ZM92 241H93V243H91ZM65 242H69V245H65ZM261 243L263 246L264 245V238L261 241ZM41 246H42V249H49V247L52 246L55 249V252L51 253L50 256L42 257V254L40 253ZM166 246H167L168 250L170 249L171 253H168V251H166V253L164 255H162V253H164L163 252L164 248L166 249ZM206 246H205V248H206ZM256 246H258V245H256ZM190 247H192V246L190 245ZM113 249H120V250L124 251L125 257L122 258L121 255H112L111 250H113ZM184 249H186V248H184ZM158 250H160V251H158ZM221 250H226V252L221 253L220 252ZM70 252H72L73 254ZM217 253H218V256H217ZM255 254H256V260L259 261V264H264V248H260V250L256 251ZM29 255L33 256V259L30 258ZM161 256L164 259L162 262H161ZM214 256H216L214 258L215 259L214 261L216 263L210 261V259H212ZM236 258H238V257H236ZM97 259H98V261H97ZM166 260H167V262H165ZM48 262H50V263H48ZM232 264H241V263L239 261L235 260Z\"/></svg>",
	"mask_w": 264,
	"mask_h": 264
},
{
	"label": "water",
	"instance_id": "95a60500",
	"mask_svg": "<svg viewBox=\"0 0 264 264\" xmlns=\"http://www.w3.org/2000/svg\"><path fill=\"white\" fill-rule=\"evenodd\" d=\"M166 44L148 45L147 49L133 59L125 60L129 68L131 84L143 92L152 89L157 73L158 59L164 55Z\"/></svg>",
	"mask_w": 264,
	"mask_h": 264
}]
</instances>
